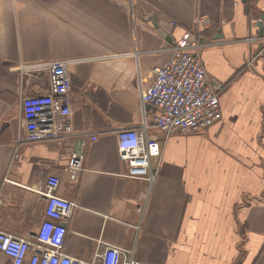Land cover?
Listing matches in <instances>:
<instances>
[{"label": "crops", "instance_id": "1", "mask_svg": "<svg viewBox=\"0 0 264 264\" xmlns=\"http://www.w3.org/2000/svg\"><path fill=\"white\" fill-rule=\"evenodd\" d=\"M259 19L264 0H0V230L33 234L44 220L38 190L57 176L58 193L76 204L65 226L69 256L91 261L104 243L134 251L140 264H264ZM185 31L204 45L209 77L227 84L222 118L168 138L149 121L162 148L149 188L126 176L116 134L138 127V80L149 87ZM52 60L73 61V133L28 142L20 99L48 91L47 75L28 67ZM145 111L150 120L154 109ZM74 152L83 167L67 171Z\"/></svg>", "mask_w": 264, "mask_h": 264}, {"label": "built area", "instance_id": "2", "mask_svg": "<svg viewBox=\"0 0 264 264\" xmlns=\"http://www.w3.org/2000/svg\"><path fill=\"white\" fill-rule=\"evenodd\" d=\"M204 17L197 24L203 25ZM204 45L193 33L185 31L170 48V58L162 67L152 70V80L143 89L138 80V109L140 121L137 128L117 132L118 157L127 165L126 176L147 182L149 188L158 175L151 167L157 161L162 148L156 138L147 133L150 122L165 138L173 133L204 130L222 118L219 96L227 84L207 74L200 57ZM70 60H52L28 67L29 70L47 75L48 91L20 99L21 126L28 142L57 141L73 133V112L70 98L68 66ZM154 109L150 120L145 108ZM83 154L70 155L67 171H79ZM60 179L49 176L38 193L45 200L44 220L39 228L25 238L16 237L0 230V254L9 264H140L134 251L99 243L102 249L91 261L67 255L63 251L65 226L74 202L58 193ZM137 207V212H142Z\"/></svg>", "mask_w": 264, "mask_h": 264}, {"label": "water", "instance_id": "3", "mask_svg": "<svg viewBox=\"0 0 264 264\" xmlns=\"http://www.w3.org/2000/svg\"><path fill=\"white\" fill-rule=\"evenodd\" d=\"M150 21H151V22H154V17H151V18H150ZM153 26L158 30V33H159L160 35H162V32H161L160 29L157 27V25H156V24H153ZM257 27H258V29L260 30V31H259V37H260V38H264V20L259 19V21L257 22ZM173 44H174V43H173Z\"/></svg>", "mask_w": 264, "mask_h": 264}, {"label": "trees", "instance_id": "4", "mask_svg": "<svg viewBox=\"0 0 264 264\" xmlns=\"http://www.w3.org/2000/svg\"><path fill=\"white\" fill-rule=\"evenodd\" d=\"M1 255V254H0ZM1 256H3V255H1ZM4 257V256H3ZM4 258H6V257H4ZM6 260H7V258H6ZM4 264H9V262H8V260H7V263H4Z\"/></svg>", "mask_w": 264, "mask_h": 264}]
</instances>
